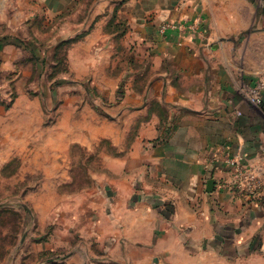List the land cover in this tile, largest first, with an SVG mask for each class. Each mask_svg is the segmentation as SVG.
Here are the masks:
<instances>
[{"label": "crops", "instance_id": "crops-1", "mask_svg": "<svg viewBox=\"0 0 264 264\" xmlns=\"http://www.w3.org/2000/svg\"><path fill=\"white\" fill-rule=\"evenodd\" d=\"M125 6L126 39L145 49L140 73L146 79H135V67L129 79L119 78L121 130L102 173L113 191L93 195L98 204L88 211L94 215L61 263L264 264V113L252 110L236 80L239 73L251 86L264 79V15L255 16V0H130ZM165 19L186 27L159 34ZM225 151L241 153L257 170L256 196L218 185L230 171L213 157ZM108 197L109 209H102ZM103 211L113 224L102 227Z\"/></svg>", "mask_w": 264, "mask_h": 264}, {"label": "rangeland", "instance_id": "rangeland-1", "mask_svg": "<svg viewBox=\"0 0 264 264\" xmlns=\"http://www.w3.org/2000/svg\"><path fill=\"white\" fill-rule=\"evenodd\" d=\"M129 1L0 0V264H64L94 215L93 195L113 191L102 173L121 130L119 78L135 67V79H146L145 49L126 39ZM260 15L264 0H255ZM167 23L179 24L165 19L159 34ZM242 74L240 95L264 113V79L251 86ZM103 212L102 227L113 224Z\"/></svg>", "mask_w": 264, "mask_h": 264}, {"label": "built area", "instance_id": "built-area-1", "mask_svg": "<svg viewBox=\"0 0 264 264\" xmlns=\"http://www.w3.org/2000/svg\"><path fill=\"white\" fill-rule=\"evenodd\" d=\"M186 24L167 23L162 26V31L166 32L170 28L185 29ZM214 162H220L219 164L227 167L230 171V176L222 178L218 181V185L222 189L233 191L234 193L243 197H254L257 195L258 189L261 186L260 178L258 174L253 172L244 162L243 155L241 153L233 154L230 151H225L220 155H215Z\"/></svg>", "mask_w": 264, "mask_h": 264}, {"label": "water", "instance_id": "water-1", "mask_svg": "<svg viewBox=\"0 0 264 264\" xmlns=\"http://www.w3.org/2000/svg\"><path fill=\"white\" fill-rule=\"evenodd\" d=\"M214 186H215V179L211 178L208 180L207 182V190L208 191H213L214 190Z\"/></svg>", "mask_w": 264, "mask_h": 264}]
</instances>
